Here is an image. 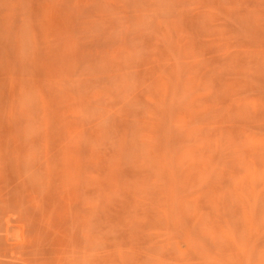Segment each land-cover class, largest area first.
<instances>
[{"label": "rangeland", "instance_id": "374dc122", "mask_svg": "<svg viewBox=\"0 0 264 264\" xmlns=\"http://www.w3.org/2000/svg\"><path fill=\"white\" fill-rule=\"evenodd\" d=\"M0 264H264V0H0Z\"/></svg>", "mask_w": 264, "mask_h": 264}]
</instances>
